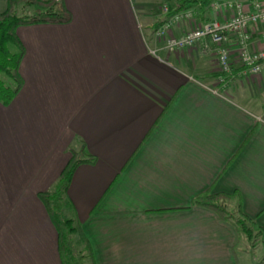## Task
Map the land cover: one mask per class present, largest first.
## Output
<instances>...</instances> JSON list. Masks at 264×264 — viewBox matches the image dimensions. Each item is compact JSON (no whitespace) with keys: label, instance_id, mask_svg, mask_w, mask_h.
<instances>
[{"label":"crops","instance_id":"0c3cea01","mask_svg":"<svg viewBox=\"0 0 264 264\" xmlns=\"http://www.w3.org/2000/svg\"><path fill=\"white\" fill-rule=\"evenodd\" d=\"M182 1L61 0L69 23L18 27L23 85L0 103V264H63L39 194L74 153L84 162L64 214L96 264H240L236 227L192 203L239 192L264 228V74H240L235 38L225 83L209 41L165 52L155 32ZM214 2L196 1L171 33L233 15ZM250 31L251 50L264 49V24Z\"/></svg>","mask_w":264,"mask_h":264},{"label":"trees","instance_id":"16d2710c","mask_svg":"<svg viewBox=\"0 0 264 264\" xmlns=\"http://www.w3.org/2000/svg\"><path fill=\"white\" fill-rule=\"evenodd\" d=\"M196 1H201L202 6L207 7L214 0L182 1L181 6L172 11L170 16L191 9ZM23 4H36L38 8L30 16H20L17 9ZM71 19V13L64 7L61 0H9L7 9L0 12V103L6 106L11 104L23 85L20 64L25 54V47L18 37V27L37 23H69ZM12 46L16 48L15 52L11 50ZM234 72L238 71L233 70L229 78L234 76ZM4 76L13 81L12 86L6 84ZM82 162L84 161L79 158L78 153H74L60 174L56 187L39 194L57 227L63 264H85L82 263L83 259H87L89 264H96L92 246L84 234V248L79 252L73 248L71 237L79 228L73 219L65 216L63 207L74 172ZM192 205L214 210L223 220L232 223L240 236L245 237L249 242L257 240L264 246V228L243 212L242 197L239 192L225 193L208 190L198 195Z\"/></svg>","mask_w":264,"mask_h":264},{"label":"built area","instance_id":"2783aa9c","mask_svg":"<svg viewBox=\"0 0 264 264\" xmlns=\"http://www.w3.org/2000/svg\"><path fill=\"white\" fill-rule=\"evenodd\" d=\"M232 10L233 15L228 19L214 16L210 21L195 27L183 35L175 36L171 33L175 21L191 18V11L174 14L170 20L163 23L155 32L158 39L164 42L165 52H177L195 47L206 41L212 43L216 49L218 68L221 73L220 82L225 83L233 71V63L229 43L235 38L239 57L240 74L243 77H252L264 74V49L252 51L250 48V27L255 24H264V0H215L213 11L217 14L221 3ZM169 6L164 11L169 12Z\"/></svg>","mask_w":264,"mask_h":264},{"label":"rangeland","instance_id":"374dc122","mask_svg":"<svg viewBox=\"0 0 264 264\" xmlns=\"http://www.w3.org/2000/svg\"><path fill=\"white\" fill-rule=\"evenodd\" d=\"M37 8L38 6L36 4H23L18 6L17 12L20 16H30L35 13ZM11 50L15 52L16 48L12 46ZM4 80L9 86L13 85V81L9 77L4 76ZM67 217H70V215L67 214ZM79 240L80 238L78 234L72 235L71 244L73 245V248L76 250V252H79L83 249ZM238 252L240 264H264V247L262 243L258 242L257 240L254 242H249L245 237H242L241 242L238 245ZM82 263L89 264V261H87V259H83Z\"/></svg>","mask_w":264,"mask_h":264}]
</instances>
